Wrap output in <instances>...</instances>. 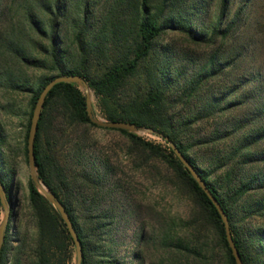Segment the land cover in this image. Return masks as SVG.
<instances>
[{
    "label": "trees",
    "instance_id": "1",
    "mask_svg": "<svg viewBox=\"0 0 264 264\" xmlns=\"http://www.w3.org/2000/svg\"><path fill=\"white\" fill-rule=\"evenodd\" d=\"M188 1L111 0L104 13L96 16L91 0H20L17 18L7 21V4L0 0V87L30 94L23 145L27 159L30 119L42 88L57 75L83 76L97 96L104 119L131 121L169 136L225 210L243 263L264 264V91L255 89L244 75L235 81L230 78L239 66V53L220 57L213 52L189 72L187 65L175 61L174 48L162 40L172 32L184 34L198 46L230 45L240 34L245 6L227 19L230 0H221L215 24L207 33L184 15ZM69 23L79 55L71 65L61 36ZM100 60L103 69L96 72L93 64ZM23 67L43 73L29 81ZM218 81L227 83L213 89ZM87 127L120 132L134 165L161 174L152 162L162 163L164 183L189 202L188 214L180 223L161 215L159 228L151 225L148 231L140 222L133 233L137 245L157 241L163 264H236L219 212L167 143L97 125L87 113L79 86L60 82L45 98L34 154L39 178L73 222L81 243V264H128L125 256L120 259L115 253L119 242L111 232L115 220L116 226L125 224L131 207L113 196L116 186H122L120 179L113 180L114 166L107 158L100 160L99 167L84 165ZM5 162L0 149V163ZM12 172L7 169L2 175L0 171L7 191ZM108 196L113 198L105 205ZM28 200L35 237L27 260L21 257L25 244L11 245L14 225L10 220L0 264H71L75 245L66 224L31 178ZM119 203L122 209L115 214ZM1 209L0 201V214ZM136 210L137 205L132 211ZM129 256L134 264H141L138 252Z\"/></svg>",
    "mask_w": 264,
    "mask_h": 264
},
{
    "label": "rangeland",
    "instance_id": "2",
    "mask_svg": "<svg viewBox=\"0 0 264 264\" xmlns=\"http://www.w3.org/2000/svg\"><path fill=\"white\" fill-rule=\"evenodd\" d=\"M12 1H14L13 6H11ZM18 1L20 0H2L3 4H7V21L17 18L16 7ZM110 2L111 0H91L90 4L94 14L100 16ZM220 3L221 0H189V7L184 15L192 17L197 27L208 33L215 24L220 11ZM241 6H245L242 28L237 40L230 45L215 43L211 46H198L190 42L184 34L172 32L164 35L162 40L174 48L175 61L187 65L189 72L197 70L213 52L220 55V57L226 56L230 52L239 53V66L233 71L230 78L235 81L244 75L255 86V89L264 91V0H230L227 19L231 18ZM70 23L63 26L61 36L63 45L68 46L69 64L71 65L77 63L79 55L72 41ZM103 65V60L94 61V71L100 72ZM22 71L29 81L35 80L43 73L39 69L26 67H23ZM218 82L211 87L215 89L217 86L220 87V85L227 83V81ZM90 92L93 113L103 118L97 105V96L93 90L90 89ZM29 97V92H5L0 87V149L3 151L6 161L0 163V171L4 175V170H13L7 178L12 198L11 211L13 212L8 222L13 220L14 225V228L10 230V242L12 247H16L18 243L25 244L24 253L21 255L23 262L27 260L29 247L35 237V227L28 200L30 168L23 152ZM206 128L210 129L211 126L206 125ZM137 134L163 145L167 143L157 135L142 132ZM86 135L88 147L84 152V165L88 167L91 163H94L99 167L100 160L107 158L110 164L114 166L113 180L120 179L119 183L122 186V188H119L114 183L117 190L113 196L116 199L118 198L119 201L120 199L126 200L131 206L128 208L129 215L127 213V219L125 224H122L123 226L121 224L116 226V223H118L116 220L112 224L111 235L114 240L119 242L115 253L120 259L125 256L128 264L136 263L129 256L133 251L138 252L141 264H163L161 262L163 254L159 250L158 242L150 239L137 245L133 239L135 228L142 221L146 224L145 229H148V231L151 229V225L159 228L162 221L161 215L175 219V224L180 223L188 214L189 202L180 197L172 186L164 183L162 171L165 170V167L162 163L152 162L161 170V174L155 170L148 173L145 168H137L134 165L133 156L128 152L126 139L120 132L99 127H87ZM225 147H228V145H225ZM122 189L125 191L122 192ZM113 196L106 197L104 204H110ZM136 205L138 210L133 212L132 210L135 209ZM122 206L121 204L114 207L113 213L120 212ZM150 207L152 208L150 209ZM4 214L2 207L0 217L2 218ZM257 221L260 222V219H257ZM261 221L264 224V219ZM14 253L15 251L12 249L10 252L11 260ZM218 256L222 257V253L219 252ZM75 261L76 252L74 251L71 264H75Z\"/></svg>",
    "mask_w": 264,
    "mask_h": 264
},
{
    "label": "water",
    "instance_id": "3",
    "mask_svg": "<svg viewBox=\"0 0 264 264\" xmlns=\"http://www.w3.org/2000/svg\"><path fill=\"white\" fill-rule=\"evenodd\" d=\"M60 82L76 83L79 86V88L83 91L85 95L87 113L91 121L96 123L97 125L102 126V127H107V128L125 129V130L132 131L135 133H138V132L149 133V134L157 135L161 137L162 139H164L167 142L168 146L171 148V150L175 153V155L182 162V164L189 170L192 177L196 180L198 185L202 188V190L206 193V195L209 197L211 202L216 207L223 221L226 239L232 251V254L234 256L235 262L236 264H244L239 254V251L235 245V242L233 240V237L230 231L228 216L225 210L221 206L218 199L213 195L212 191L209 189L206 182L199 175L195 167L183 155V153L179 150L176 144L169 138V136L163 134L162 132L158 130H155L152 127L142 126V125L139 126L131 121H119V120L109 121L104 118L96 116L93 113L91 92H90V87L87 81L84 79L83 76L79 74H70V75H57V76L52 77L46 83V85L42 88L40 94L38 95L33 111H32V116L30 119V124H29V129H28L27 159H28V164L30 168V178L33 181L35 187L38 189L40 193H42L49 200V202L59 212L61 218L66 224V227L70 233V236L72 237V240L75 245V252H76L75 264H81L82 252H81L80 239L73 226V222L71 221L68 215V212L66 211L62 202L56 197V195L53 192L50 191L47 185L39 178V175L37 172V166L35 162V154H34V140H35L38 121L40 119V115H41V111L43 108L45 98L48 92L51 90V88L55 84L60 83ZM11 199H12L11 191L6 190L4 183L2 182L0 178V201H1V205L5 212L0 222V248H1V245L4 239L5 229H6L8 219L11 215H13V212L11 211L12 209Z\"/></svg>",
    "mask_w": 264,
    "mask_h": 264
}]
</instances>
